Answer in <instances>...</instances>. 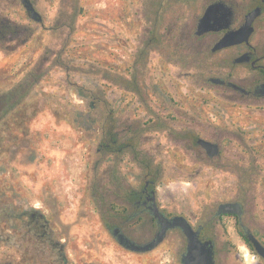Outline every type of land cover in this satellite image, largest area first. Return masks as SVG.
Here are the masks:
<instances>
[{"label": "rangeland", "instance_id": "obj_1", "mask_svg": "<svg viewBox=\"0 0 264 264\" xmlns=\"http://www.w3.org/2000/svg\"><path fill=\"white\" fill-rule=\"evenodd\" d=\"M30 1L40 22L0 0V264H181L177 229L145 250L109 229L152 238L127 203L145 174L169 215L205 222L237 198L264 225V104L245 109L209 82L250 74L232 48L210 51L222 33L194 34L216 0ZM221 1L233 27L254 2ZM190 124L219 155L189 150Z\"/></svg>", "mask_w": 264, "mask_h": 264}, {"label": "flooded vegetation", "instance_id": "obj_2", "mask_svg": "<svg viewBox=\"0 0 264 264\" xmlns=\"http://www.w3.org/2000/svg\"><path fill=\"white\" fill-rule=\"evenodd\" d=\"M255 7H258L260 12L252 22V32L248 42H240L215 51H211L210 48L212 53L232 48L235 52L232 63L243 67L250 74L249 76H239L236 82L231 80V78L234 79L231 72H228L227 78L215 76V78H218L216 82L212 81L213 77L208 78L209 82L230 89L232 91L230 97L245 109L249 105L258 108L264 104V31H260L257 23L264 13V0H254L251 7L243 13L241 21L235 27L241 25L244 21V15ZM230 27L234 28L232 25ZM224 31L222 29L211 32L223 33ZM170 119L173 120L174 116L171 115ZM188 128L190 129L187 138L189 150H193L196 144L203 149L197 142L198 139H205L217 144L213 140L198 136L194 132L193 125H188ZM114 141L115 137L111 134L110 142ZM104 147L109 149L110 144L108 141L104 143ZM219 154L220 151L214 156L206 155L212 158ZM243 171L235 172V176L240 178ZM218 172L220 171L218 170ZM224 172L232 174L231 171H229L230 173L228 171ZM127 203L130 209L129 217L134 219L148 217L150 222L155 225V232L147 242L137 243L127 237L118 226H109L116 240L118 235L122 234L128 243L143 246L147 243L155 242L158 236H162L160 241L153 243V246H155L164 239L168 230L177 229L181 232L185 241L184 250L180 256L181 264L187 260H194L202 264H226L230 263L229 259L232 264H264V256L255 250L253 244V240H256L264 247V225L259 224L254 217V212L252 210L250 212L246 205L237 198L218 201L215 211L205 222L197 221L198 218L190 214L169 215L158 205L154 179L148 178V174H145L139 188L128 190ZM218 228L221 229V234L226 233L222 240L223 244L226 245L223 249L218 245V241H220L218 239L220 236L219 230L217 232ZM228 228H231V232L228 231Z\"/></svg>", "mask_w": 264, "mask_h": 264}, {"label": "water", "instance_id": "obj_3", "mask_svg": "<svg viewBox=\"0 0 264 264\" xmlns=\"http://www.w3.org/2000/svg\"><path fill=\"white\" fill-rule=\"evenodd\" d=\"M25 10L28 12L31 19L41 21L40 14L35 10L30 0H20ZM260 9L255 7L249 10L244 15V21L241 25L231 28L233 21V11L231 6L221 0L213 1L204 8L201 16L198 18L194 34L199 36L211 31L225 30L222 35L215 41L211 47V51L219 50L225 47L235 45L240 42H248V38L252 32V22L254 18L259 14ZM218 78L213 77L212 81L216 82ZM205 150L208 156H214L218 153L219 149L216 143L198 139L197 141ZM170 226L172 224L169 223ZM162 239V236H158L155 240L156 243ZM117 241L119 244L132 249V250H145L153 246V243H147L146 245L140 246L134 243H128L127 239L119 234ZM255 250L264 256V247L256 240H253ZM182 264H202L197 263L194 260H187Z\"/></svg>", "mask_w": 264, "mask_h": 264}]
</instances>
